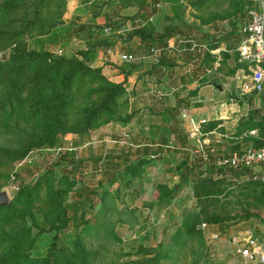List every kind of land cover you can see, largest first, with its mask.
I'll list each match as a JSON object with an SVG mask.
<instances>
[{"label":"rangeland","instance_id":"rangeland-1","mask_svg":"<svg viewBox=\"0 0 264 264\" xmlns=\"http://www.w3.org/2000/svg\"><path fill=\"white\" fill-rule=\"evenodd\" d=\"M62 1L61 17L65 21L76 19L80 22L90 16V11L82 5L75 10L72 5L76 0H50L42 9L47 21L57 17ZM108 1L104 0L102 6L107 12L97 15L96 22L102 25L107 13L119 28L109 32L103 28L101 34L95 36L97 40L108 42L98 45L92 65L101 66L110 79L124 81L127 113H133L132 117L126 123L110 119L82 132L65 131L55 145L29 150L23 158L11 162L8 178L0 188H6L12 197L20 183L35 181L46 170L51 171V178L56 183L68 189L66 201L77 196L75 191L81 185L100 184L99 190L106 192L97 194L93 227L82 233V243L88 251L87 264H142V259L148 256L137 250L143 248L159 251L157 262L150 264H244L238 255L230 252L229 239L247 230L264 239V216H261L264 206L254 204V195L264 191V180L252 177L254 168L236 173L224 171L219 175L214 165L203 163L193 151L196 136L192 129L194 123L199 124L203 118L214 119L222 110L217 105L220 101L214 93V81L222 85L245 81L240 70L238 75L225 74L235 62L231 57L221 66L217 60L206 65L204 50L216 42L219 45L210 52L218 58L222 55L221 49L226 47L232 57L236 51L239 53L238 45L243 37L239 28L248 19V12L244 18L233 17L235 24L227 18L203 21L202 17L207 18L210 11L226 5L224 0H204L199 6L186 3L182 21L175 13L172 1L160 0L161 5L155 7L147 4L150 21L158 30L167 25L181 29L169 38L173 44L170 52L163 48L156 60L150 53L152 44L142 42L137 35L129 36L133 27L141 22L132 16L138 7L121 6L117 1L108 4ZM179 37H194L206 48L176 49L174 45ZM85 46L88 42L71 36L66 45L58 44L53 49L56 53L70 55ZM9 51V46L0 45V58L5 52L6 59ZM120 51H132L137 55L134 62L137 67L127 76L120 70L124 63L119 58ZM161 55L173 62L170 69L156 67ZM238 60L241 61L240 54ZM5 88L6 84L0 83V94ZM195 89L196 94H191ZM178 103L175 115L168 114L165 108ZM27 127L24 116L3 115L0 117V144H16ZM214 134L209 135L212 142L217 138ZM183 135L186 136L184 143ZM79 139L81 142L76 144ZM231 145L223 142L219 148L227 151ZM140 155L146 160L131 171H125V158L135 160ZM184 160L195 166L188 174L189 183L182 186L167 204L159 202L160 185L171 186L179 181L177 165ZM212 166L215 170L211 173ZM196 171L212 174L215 178L225 176L228 194H221L209 207L235 216L216 222L201 218L194 188ZM18 208L22 209V205ZM246 210L260 214L245 216ZM203 221L209 224L208 229L219 232L217 239L209 237L201 228ZM29 225L34 233L36 227L30 220H21L18 214L11 220L0 219V254L6 252ZM190 227L194 228L193 232ZM53 233L51 230L37 235L36 245L30 252H44Z\"/></svg>","mask_w":264,"mask_h":264},{"label":"trees","instance_id":"trees-1","mask_svg":"<svg viewBox=\"0 0 264 264\" xmlns=\"http://www.w3.org/2000/svg\"><path fill=\"white\" fill-rule=\"evenodd\" d=\"M49 1L0 0V45L10 47L7 58H0V83L6 84V88L0 94V117L22 115L28 124L16 144H0V185L8 178L10 170L8 167L11 162L23 158L29 150L55 145L59 141V135L65 131L82 132L110 119L126 123L133 114L127 113L128 99L124 97L126 92L124 81L110 79L101 66L92 65L98 45L108 42L104 39L97 40L98 37L95 36L101 34L100 30L104 27H108L109 31L119 28L107 13L102 25L96 22L97 15L107 12L102 8L104 0H79L80 4L90 11V16L80 22L76 19L65 21L61 17L64 1L61 3L62 7L58 9L57 17L47 21L43 17L42 9ZM115 1L121 6L138 7L132 16L139 18L141 22L133 27L129 36L137 35L142 42L152 44L151 46L154 43L157 46H166L170 36L178 34L181 30L174 25H167L158 30L150 21V15L146 11L147 4L155 7L160 0H109L107 3L112 4ZM161 1H172L175 13L182 20L186 3L199 6L204 0ZM224 1L226 5L222 9L210 11L208 17H202V20L227 18L231 24H235L233 17L244 18L249 9L256 5L254 0ZM71 36L83 39L88 42V46L80 47L70 55L56 53L53 47L58 44L66 45ZM218 45L216 42L211 43L204 50L206 65L217 60L221 66L231 57L235 62L225 74L233 75L239 68L249 72V63L238 60V51L234 57L230 56L227 47L221 49L222 55L219 58L211 53L210 49ZM155 64L158 69H170L173 62L166 55H161ZM136 67L134 62H124L120 65V70L127 76ZM216 83L218 82L214 81L215 85ZM196 91L193 90L191 94H196ZM254 91L257 90L251 89L248 92ZM177 107L179 103L165 109L168 114L174 116ZM162 116L165 118L166 114L163 113ZM222 128L219 119L206 120L200 123L199 135L204 137L219 132ZM243 129L244 123L237 124V132ZM185 137L182 136L183 143ZM263 138L264 130L258 136L252 137L251 144L260 145ZM80 140H76L75 143H80ZM223 142L228 143L225 139H218L211 145L218 152L224 153L240 149V144L234 143L230 144L227 151L220 150L219 146ZM143 156L140 155L135 160L125 158L124 170L131 171L136 165L143 163L146 160ZM194 169L195 166L188 165L185 160L180 162L176 170L179 181L171 186L160 185L159 202L163 204L170 202L178 190L189 183L188 174ZM214 170L212 166L210 172ZM194 175L195 195L203 220L216 222L236 215H231L228 211L221 213L209 207V204L219 200L221 194H228L225 176L215 178L212 174L203 175L202 171H196ZM98 185H81L75 191L77 196L66 201L68 189L61 187L53 177L51 178L50 170L40 173L35 181L20 183L10 202L7 205H0V219L11 220L18 214L21 220H30L36 231L33 233L30 225L25 227L8 250L0 254V264H87L88 251L83 246L82 233L93 227L97 194L106 192L99 190ZM254 197H256L254 204L264 206L263 189ZM19 204L22 205V209L18 208ZM258 213L246 210L244 215ZM261 216H264V211ZM51 230L54 231L53 238L45 251L32 254L30 249L36 245L37 235ZM193 231L194 228L190 227V232ZM142 251L148 256L142 259V264L157 262L158 249L137 250L139 253Z\"/></svg>","mask_w":264,"mask_h":264},{"label":"built area","instance_id":"built-area-1","mask_svg":"<svg viewBox=\"0 0 264 264\" xmlns=\"http://www.w3.org/2000/svg\"><path fill=\"white\" fill-rule=\"evenodd\" d=\"M255 6L249 9L248 19L240 24V32L243 37L238 45L240 59L246 61L250 65L251 74L249 76L250 86L252 89L261 91L264 88V71L261 63L264 62V0H254ZM158 1L156 6H160ZM105 32H109L108 27H104ZM173 44L170 39L166 46H151L150 53L157 56L165 48L170 52ZM179 50H201L206 46L198 42L194 37H179L174 45ZM111 52V49H108ZM163 52V51H162ZM119 58L123 62H135L137 55L132 51H120ZM206 121L201 119L199 124H193L192 134L196 136V143L193 151L205 164H212L216 168V172L221 175L224 171H242L254 168L253 178L264 180V138L260 145L254 146L248 144L239 150L228 153L218 152L211 145L212 139L209 135L200 137V123ZM218 134L217 132H214ZM217 136V135H216ZM214 140H218L215 138ZM201 228L205 230L209 237L217 239L219 232L215 229H208L209 224L201 223ZM229 242L231 244L230 252L238 255L244 264H264V239L259 238L254 231L247 230L242 235H233Z\"/></svg>","mask_w":264,"mask_h":264},{"label":"crops","instance_id":"crops-1","mask_svg":"<svg viewBox=\"0 0 264 264\" xmlns=\"http://www.w3.org/2000/svg\"><path fill=\"white\" fill-rule=\"evenodd\" d=\"M72 6L76 7L75 10H77L81 4L79 0H76ZM261 67L264 71V63ZM239 70L243 73L242 79L245 80L243 81L244 83L232 82L227 85L224 84L222 85V90H219L214 84V93L220 101L217 105L218 108L222 109L214 119H219V125L223 127L219 132L217 131L218 134L214 135H217L216 137L218 139H225L229 144L239 143L241 149L251 144L252 137L258 136L259 133L261 134V131L264 130V89L261 91L248 92L252 89L249 79L251 74L250 65L248 64L249 72L239 68L235 72L236 75L240 73L238 72ZM207 90L210 92V89ZM222 103L224 105H222ZM245 120L247 121L245 122ZM243 123L244 129L237 132V124Z\"/></svg>","mask_w":264,"mask_h":264},{"label":"water","instance_id":"water-1","mask_svg":"<svg viewBox=\"0 0 264 264\" xmlns=\"http://www.w3.org/2000/svg\"><path fill=\"white\" fill-rule=\"evenodd\" d=\"M1 59H5L6 57V54L5 52H2L1 53ZM216 87L219 89V90H222L223 89V86L220 82L216 83ZM10 195H9V192L6 188H0V205H7L9 202H10Z\"/></svg>","mask_w":264,"mask_h":264}]
</instances>
